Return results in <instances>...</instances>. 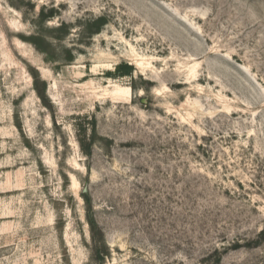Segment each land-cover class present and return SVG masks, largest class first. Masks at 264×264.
Instances as JSON below:
<instances>
[{"label":"rangeland","instance_id":"1","mask_svg":"<svg viewBox=\"0 0 264 264\" xmlns=\"http://www.w3.org/2000/svg\"><path fill=\"white\" fill-rule=\"evenodd\" d=\"M90 221L105 264H264V0H0V264H99Z\"/></svg>","mask_w":264,"mask_h":264},{"label":"trees","instance_id":"2","mask_svg":"<svg viewBox=\"0 0 264 264\" xmlns=\"http://www.w3.org/2000/svg\"><path fill=\"white\" fill-rule=\"evenodd\" d=\"M54 16H55L54 10H52L48 15H46L44 13V9H42L39 15V23H44L45 21L53 18ZM105 22L106 21L103 18H101L99 21L101 25L106 24ZM63 28H65V25L60 26L58 30H62ZM26 40L30 42L37 50L46 54L47 57H50L51 60H56L55 57H52L53 55H52V52L50 51L51 43L43 35L37 34ZM67 54H68L67 55L68 57L65 62L72 61V58H73L72 54L71 53H67ZM125 68H127L126 75L130 74L132 67H128V66L123 67V69ZM82 197L84 200L87 201V198L85 195H82ZM89 225L91 228L92 238L95 243L96 254L99 258V262H100L99 264H105V260L109 257L110 253L108 251V247L105 242L104 236L100 232V230L97 229L96 225L92 221L89 222Z\"/></svg>","mask_w":264,"mask_h":264}]
</instances>
